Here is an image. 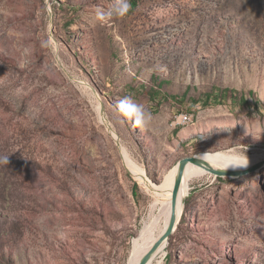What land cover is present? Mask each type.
<instances>
[{"label": "rangeland", "instance_id": "1", "mask_svg": "<svg viewBox=\"0 0 264 264\" xmlns=\"http://www.w3.org/2000/svg\"><path fill=\"white\" fill-rule=\"evenodd\" d=\"M120 3L0 0V264H128L153 195L121 148L155 184L198 153H264V0H130L96 20ZM263 168L200 170L154 263L264 264Z\"/></svg>", "mask_w": 264, "mask_h": 264}, {"label": "bare ground", "instance_id": "2", "mask_svg": "<svg viewBox=\"0 0 264 264\" xmlns=\"http://www.w3.org/2000/svg\"><path fill=\"white\" fill-rule=\"evenodd\" d=\"M101 121L110 126L109 122L101 113ZM111 135L115 136L114 131H110ZM175 150V147H170L169 150ZM124 162L130 172L135 176L141 187L153 195V201L149 206V211L146 220L143 222V226L135 239L132 256L128 264H138L140 260L145 256L158 241V239L165 232L171 212H172V193L174 180L177 174V165H175L163 178L159 184L153 183L146 172L139 168L127 155L124 148H121ZM198 158L205 160L212 168L220 170H240L247 168L248 166L264 160V153L253 154L250 156L238 155L231 150L228 151H216V152H204L198 153ZM246 161V166H242ZM206 170L203 167H199L193 164H187L182 177V182L176 201V225L179 221L182 212L184 210V199L187 197L186 184L192 180L200 170ZM264 169V168H263ZM176 228V227H175ZM168 240L163 241L156 250L151 254L146 264H160L161 261L154 263V259L157 256H161L163 260L166 256V248ZM133 246V245H132Z\"/></svg>", "mask_w": 264, "mask_h": 264}, {"label": "water", "instance_id": "3", "mask_svg": "<svg viewBox=\"0 0 264 264\" xmlns=\"http://www.w3.org/2000/svg\"><path fill=\"white\" fill-rule=\"evenodd\" d=\"M108 131H111V128L107 127ZM116 142L117 139L115 138ZM193 164L199 167L205 168L210 175L214 177L224 178H237L242 177L246 174L255 172L257 170H260L264 167V160H261L259 162H256L247 168L240 169V170H220V169H214L212 168L205 160L198 158V155H192L189 157L182 158L177 163V174L174 180V186H173V193H172V212L171 216L167 225V228L163 235L158 239V241L153 245L151 250L143 256V258L140 260L138 264H146L151 254L156 250V248L165 240H168L169 237L172 235V233L175 231L176 227V201L178 192L180 189V185L182 182L183 172L187 164Z\"/></svg>", "mask_w": 264, "mask_h": 264}, {"label": "clouds", "instance_id": "4", "mask_svg": "<svg viewBox=\"0 0 264 264\" xmlns=\"http://www.w3.org/2000/svg\"><path fill=\"white\" fill-rule=\"evenodd\" d=\"M130 9V0H121L118 8L106 9L103 6L97 7L95 9V18L100 23H106L114 18H123ZM117 111L122 117L133 122L141 131L145 129L151 119L150 113L146 112L144 106L136 103L128 96L118 102ZM4 162H7V158H4ZM242 166H246V161Z\"/></svg>", "mask_w": 264, "mask_h": 264}, {"label": "built area", "instance_id": "5", "mask_svg": "<svg viewBox=\"0 0 264 264\" xmlns=\"http://www.w3.org/2000/svg\"><path fill=\"white\" fill-rule=\"evenodd\" d=\"M191 121H192V117L190 115H188L186 113H181L175 117V122L173 123V125H175V126L186 125Z\"/></svg>", "mask_w": 264, "mask_h": 264}]
</instances>
